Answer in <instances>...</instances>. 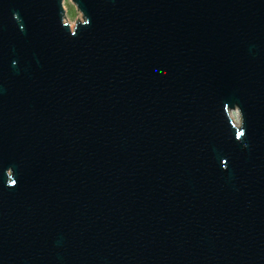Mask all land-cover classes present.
I'll return each instance as SVG.
<instances>
[{"label": "water", "instance_id": "obj_1", "mask_svg": "<svg viewBox=\"0 0 264 264\" xmlns=\"http://www.w3.org/2000/svg\"><path fill=\"white\" fill-rule=\"evenodd\" d=\"M70 1L0 0V264H264V0Z\"/></svg>", "mask_w": 264, "mask_h": 264}, {"label": "rangeland", "instance_id": "obj_2", "mask_svg": "<svg viewBox=\"0 0 264 264\" xmlns=\"http://www.w3.org/2000/svg\"><path fill=\"white\" fill-rule=\"evenodd\" d=\"M63 6L65 8L66 20L72 26L74 24L75 19H80V13L75 9L74 5L70 0H66V3L63 2ZM74 8V11H73Z\"/></svg>", "mask_w": 264, "mask_h": 264}, {"label": "snow or ice", "instance_id": "obj_3", "mask_svg": "<svg viewBox=\"0 0 264 264\" xmlns=\"http://www.w3.org/2000/svg\"><path fill=\"white\" fill-rule=\"evenodd\" d=\"M75 4L76 5H78V3H77V0H75ZM80 8V7H79ZM81 13L84 15V13L81 11ZM85 23H88L87 21H85ZM236 136L238 137V138H240L241 136H240V133H236ZM223 163H224V161H223ZM11 173H12V170L10 169V171H9V185H12L13 183H14V181L11 179Z\"/></svg>", "mask_w": 264, "mask_h": 264}, {"label": "bare ground", "instance_id": "obj_4", "mask_svg": "<svg viewBox=\"0 0 264 264\" xmlns=\"http://www.w3.org/2000/svg\"><path fill=\"white\" fill-rule=\"evenodd\" d=\"M232 118H233V120H234L235 123L238 122V119H237L238 117L232 115Z\"/></svg>", "mask_w": 264, "mask_h": 264}, {"label": "clouds", "instance_id": "obj_5", "mask_svg": "<svg viewBox=\"0 0 264 264\" xmlns=\"http://www.w3.org/2000/svg\"><path fill=\"white\" fill-rule=\"evenodd\" d=\"M62 2L66 3V0H62ZM73 11H74V8H73Z\"/></svg>", "mask_w": 264, "mask_h": 264}]
</instances>
